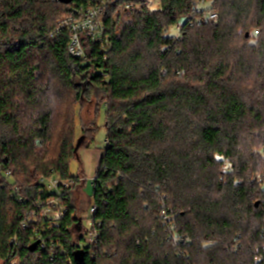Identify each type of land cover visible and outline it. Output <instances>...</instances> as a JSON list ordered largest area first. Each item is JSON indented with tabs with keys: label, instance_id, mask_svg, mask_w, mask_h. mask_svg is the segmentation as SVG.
Masks as SVG:
<instances>
[{
	"label": "trees",
	"instance_id": "16d2710c",
	"mask_svg": "<svg viewBox=\"0 0 264 264\" xmlns=\"http://www.w3.org/2000/svg\"><path fill=\"white\" fill-rule=\"evenodd\" d=\"M192 1L159 0V10L131 13L128 24L111 10L112 49L106 56L84 39L80 60L67 49L68 32L53 33L68 3L0 0V166L11 172L0 181V263L78 264L77 253L84 264H264V188L250 182L253 172L264 177V0H207L216 23L169 35ZM47 70L94 108L76 143L71 107L57 128ZM103 108L107 146L87 195L102 235L83 246L70 191L59 228L44 236L67 254L50 261V247L29 251L39 224L31 213L56 196L40 179L85 186L70 166L78 141H94ZM164 207L188 244L168 239Z\"/></svg>",
	"mask_w": 264,
	"mask_h": 264
},
{
	"label": "built area",
	"instance_id": "2783aa9c",
	"mask_svg": "<svg viewBox=\"0 0 264 264\" xmlns=\"http://www.w3.org/2000/svg\"><path fill=\"white\" fill-rule=\"evenodd\" d=\"M151 0H89L86 4L77 5L75 3L66 4L67 15L58 20L57 26L53 33L68 32L70 35L67 49L70 55L75 59H86V49L83 46V40L88 39L93 43H98L101 52L106 56L112 49V40L106 34V19L110 16V11H117L112 14L111 18H115L123 13H137L142 11L153 12L157 11L150 8ZM60 0H50V3H58ZM190 13L187 17L176 25L178 34L177 39L183 36V29L195 28L202 24L216 23L219 20L217 12L211 8L207 0H193ZM170 33V32H169ZM11 178V172L4 170L0 166V181ZM97 181L96 175L91 179L92 186ZM79 182H86L85 178H80ZM260 183V181H258ZM39 184L50 193L55 194L54 198L44 204L38 201L36 209L31 213L29 221L39 223L34 230V242L40 241V247L46 249L50 247L52 255L50 261H55L60 255L67 254L62 242L59 239L45 240V234L55 228H59L61 220L68 212L65 201L68 197V192L75 186L76 179L63 180L58 175H52L49 178H41ZM13 197L18 196L19 202H24L19 194V188L15 186L12 190ZM97 207L90 208V227L83 230L84 238L83 246L89 248L97 244L101 237V223L94 221L92 217L96 214ZM160 217L163 219L168 232V239L173 245L179 242L188 244V240L180 238L177 232V223L175 217L170 215L164 207L161 210ZM22 228H27V223H22ZM264 228V227H263ZM264 237V229L262 231ZM16 240L13 241L15 243ZM259 262L264 260V255L257 258ZM70 263V262H69ZM0 264H7L6 262Z\"/></svg>",
	"mask_w": 264,
	"mask_h": 264
},
{
	"label": "rangeland",
	"instance_id": "374dc122",
	"mask_svg": "<svg viewBox=\"0 0 264 264\" xmlns=\"http://www.w3.org/2000/svg\"><path fill=\"white\" fill-rule=\"evenodd\" d=\"M161 3H159V0H151L150 1V8L154 10L160 9ZM156 12V11H153ZM114 15H116L118 12L114 11ZM133 15L131 13H123L121 15H118L115 19L118 21L119 19H122V24H128L131 22L132 18L130 16ZM183 21V20H182ZM123 28V26H121ZM170 33L169 35L176 37L178 34V31L176 29V25L170 27V29H166ZM253 42V41H251ZM77 67L74 66V72H77ZM45 84L47 85L48 90L51 93V104L54 107V109L57 107L55 115L56 119L55 121L57 123V128L60 127V122L64 118V114L66 111L69 110L71 107L75 113V121H76V129H75V143L76 141L82 136L81 135V121L80 120H90L93 118L94 108L91 105H88L86 101H84L83 105H80L76 102V92H74L70 88H65L59 78L56 76H53L49 73V70H47L45 74ZM77 81H84L79 78ZM86 97L87 94H86ZM90 99H94V96H90ZM94 104V103H93ZM67 116V115H66ZM105 108L101 110V113L98 117V125L100 126L99 131L97 132V135L95 136V139L92 143L88 144L89 141H85V144L80 148L79 151V157L71 162L70 166V176L72 177H78L79 178H85V186H73L71 190L74 196V204L78 208L79 212H82L81 218L84 221V227L88 229L90 227V208L87 207V195H92V182L91 179L96 175L97 169L100 165V157L103 154L105 147L107 146V140H106V130L104 128L105 125ZM91 121V120H90ZM87 145V146H86ZM39 148L42 149V145H40V142L37 145ZM258 149V148H257ZM226 163V162H225ZM231 165L228 164V162L224 165V170L228 171L230 169ZM40 179V178H39ZM41 180V179H40ZM260 181V183L258 182ZM251 183H255L257 186L260 185V187L264 188V177L261 175V173L253 172L250 179ZM84 183V182H79ZM71 192V193H72ZM84 211V212H83Z\"/></svg>",
	"mask_w": 264,
	"mask_h": 264
},
{
	"label": "water",
	"instance_id": "95a60500",
	"mask_svg": "<svg viewBox=\"0 0 264 264\" xmlns=\"http://www.w3.org/2000/svg\"><path fill=\"white\" fill-rule=\"evenodd\" d=\"M61 2L62 3H69V0H61ZM83 138H81L79 141H78V143H77V145H76V152H78L79 150H80V146H81V144H82V142H83ZM256 206H259V204H257ZM80 221V224L82 223V221L81 220H79ZM40 244V241H35V242H33L32 244H31V246L29 247V251H35L36 249H37V246ZM76 255V261H77V263L78 264H84V261H83V257L81 256V255H79V254H75Z\"/></svg>",
	"mask_w": 264,
	"mask_h": 264
}]
</instances>
